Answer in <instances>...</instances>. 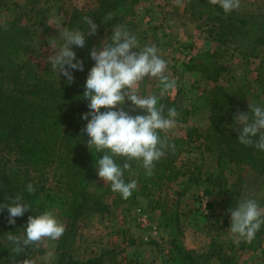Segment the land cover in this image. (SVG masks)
I'll list each match as a JSON object with an SVG mask.
<instances>
[{
	"label": "rangeland",
	"instance_id": "obj_1",
	"mask_svg": "<svg viewBox=\"0 0 264 264\" xmlns=\"http://www.w3.org/2000/svg\"><path fill=\"white\" fill-rule=\"evenodd\" d=\"M88 13L99 29L95 39L86 37L91 51L111 34L112 26L123 24L141 46L155 44L168 62L171 87L147 77L139 87L140 94L160 95L165 113L170 107L178 113L175 127L161 136L174 139L171 144L181 149L176 161L181 174L170 182H136L138 194L124 203L114 202L111 194L104 196L107 210L85 213L67 254L79 259L101 256L103 264H122V237L130 242L140 232V248L146 252L142 264H171L172 255L173 264H181L178 249L215 253L205 264H220L219 255L231 256L234 264H264V226L250 245L234 240L228 228V209L236 200L254 197L264 207V175L248 165L228 162L225 154L216 151V140L206 136L215 103L222 107L221 116L225 110L237 109L224 128L233 127L234 115L247 112L249 104H264V39L250 42L264 30V0H239V7L229 13L213 0H0V23L16 21L32 30L33 51L27 59L55 80L65 78L58 74V79L46 60L59 42L58 29L49 24L58 15L65 26L76 28ZM105 17H111L107 24ZM237 18L246 19L248 25ZM74 51L79 58L78 50ZM198 64L209 68L202 73ZM218 66L222 70L214 73L213 67ZM214 74L218 78L212 79ZM128 103L125 107L131 114L140 112L129 109ZM100 185L109 183L97 176L90 190ZM50 213L65 228L62 211L55 207ZM143 215L145 223L139 219ZM56 243L35 244L27 259L43 264L46 255L55 258ZM0 264L15 263L0 260Z\"/></svg>",
	"mask_w": 264,
	"mask_h": 264
},
{
	"label": "trees",
	"instance_id": "obj_2",
	"mask_svg": "<svg viewBox=\"0 0 264 264\" xmlns=\"http://www.w3.org/2000/svg\"><path fill=\"white\" fill-rule=\"evenodd\" d=\"M91 13L85 16L90 17ZM237 22L248 25L246 19L237 18ZM84 27V24L79 25L80 29ZM257 33V38L250 42L264 39V30ZM32 34L28 26L16 21L0 23V202L7 203L16 194L22 193L30 205L22 216L15 218V224L7 222L6 208L0 211V260L20 264L28 258L35 244L17 254L6 240L7 232L20 233L30 215L51 212L58 207L66 226L63 237L56 243L53 264H103L101 256L79 259L67 254L77 223L85 213L107 210L104 196L111 194L114 202L124 203L136 197L137 188L126 199L114 192L110 184L100 185L94 192L90 190L97 177L95 161L102 153H96L91 146L88 149L77 136L86 126L80 118L88 114L82 93L87 74L94 67L87 59L91 50L88 47L77 49L84 73H74V82L69 84L65 79L55 80L38 72L31 58L27 59L33 51ZM208 68L207 65L199 67L202 73ZM213 69L214 73H219L222 67ZM216 78L218 74L212 76V79ZM233 104H230L231 107ZM236 110H225L221 116L222 107L215 103L209 115L206 136L216 140V151L225 154L228 162L248 165L264 175V151L239 143L236 139L239 127L224 128L230 113ZM189 131L191 129L187 130V136ZM170 142L175 143V140ZM180 152L176 145L167 149L165 156L155 162L151 176L145 174L139 161H127L130 167L124 170L125 181L153 184L175 181L181 174L176 164ZM117 162L123 166L126 161L124 157H117ZM29 182L35 188L32 193L26 190ZM166 225L173 227L171 223ZM181 254L183 257L177 260L178 263L181 260V264H205L215 255L210 250L197 254L178 249V256ZM218 258L220 264H234L231 256L219 255ZM170 259L173 264L176 257L172 255Z\"/></svg>",
	"mask_w": 264,
	"mask_h": 264
},
{
	"label": "clouds",
	"instance_id": "obj_3",
	"mask_svg": "<svg viewBox=\"0 0 264 264\" xmlns=\"http://www.w3.org/2000/svg\"><path fill=\"white\" fill-rule=\"evenodd\" d=\"M213 3H218L225 13L239 7V0H213ZM110 19L105 17L103 21L107 24ZM63 20L57 15L49 24L58 29L59 42L51 47L53 51L46 60L58 79L60 74L71 84L74 73H84L83 61L77 58L74 49H85L86 37L95 39L99 29L88 16L83 17V29L65 26ZM87 59L94 65L87 74L82 93L88 114L80 118L86 126L77 137L88 149L91 146L96 153H102L95 161L97 176L126 199L136 186L135 180L126 182L124 179V170L130 167L127 161H139L145 174L151 176L155 162L165 156L167 149L174 147L161 133L174 128L178 117L174 107L165 113L164 105L159 103L160 95L140 94L139 85L146 77L160 79L166 88L174 81L166 75L168 62L159 54L157 46H141L138 37L123 24L112 26L111 34L104 36ZM126 102H129V109L140 112L131 114L126 110ZM234 120L235 128L239 127L236 137L239 143L264 151V104H249L248 111L236 113ZM117 157L125 158L123 166L117 162ZM26 190L29 193L35 191L31 182L26 185ZM29 207L22 193L7 203L0 202V211L7 209L9 224H15V218L22 216ZM228 211V228L237 242H251L264 226V207L254 197L236 200ZM64 232L54 215L45 211L30 215L22 232H7L6 240L19 254L27 246L42 241L55 243ZM53 261L54 257L48 254L43 264H53ZM20 264H33V261L26 258Z\"/></svg>",
	"mask_w": 264,
	"mask_h": 264
},
{
	"label": "crops",
	"instance_id": "obj_4",
	"mask_svg": "<svg viewBox=\"0 0 264 264\" xmlns=\"http://www.w3.org/2000/svg\"><path fill=\"white\" fill-rule=\"evenodd\" d=\"M131 230L134 231L133 228H131ZM139 233L135 232V235L133 236V238H131L130 242L126 241V239L122 237V248H124V252L122 251V264L144 263L146 252L143 251L142 248H140V245H142L143 243L141 242L142 240Z\"/></svg>",
	"mask_w": 264,
	"mask_h": 264
},
{
	"label": "built area",
	"instance_id": "obj_5",
	"mask_svg": "<svg viewBox=\"0 0 264 264\" xmlns=\"http://www.w3.org/2000/svg\"><path fill=\"white\" fill-rule=\"evenodd\" d=\"M139 219L141 220L142 223H145L147 221L146 215L141 216Z\"/></svg>",
	"mask_w": 264,
	"mask_h": 264
}]
</instances>
